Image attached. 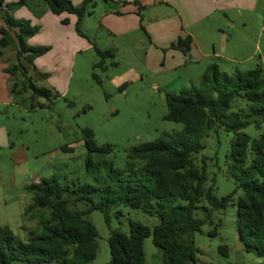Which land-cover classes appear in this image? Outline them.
<instances>
[{"label":"rangeland","instance_id":"obj_1","mask_svg":"<svg viewBox=\"0 0 264 264\" xmlns=\"http://www.w3.org/2000/svg\"><path fill=\"white\" fill-rule=\"evenodd\" d=\"M0 1V29L9 16L39 29L25 40L26 46L48 51L34 59L33 64L25 59L26 55L22 62L28 81L31 79L37 88L47 89L53 96L34 98L32 89L12 93L15 78L5 70L17 64L18 43L17 47L3 50L0 230L10 229L22 242L37 227L38 214L25 215L34 200V195L27 191L30 185L54 176L63 184L93 183V169L86 173V131L92 133L89 141L93 145L111 147V154L104 160L113 162L115 168H123L129 163L127 156L132 147L155 142L163 133L173 134L185 128L164 119L168 113L166 94L198 86L211 64L226 75L261 67L264 76V0L219 1L220 7L232 8L215 13L193 28L197 45L187 56L172 48L179 38L177 31L182 32V20L175 9L166 5L155 14L148 9L140 22L135 15H117L115 12L121 7L116 0H93L78 24L75 15H53L42 0H26L24 5H13L22 0ZM98 51L114 55L105 59L106 70L96 67L102 60ZM21 79L19 74L18 80ZM33 105L37 106L32 108ZM243 107L244 103L237 100L232 111ZM244 132L253 139L259 138L264 124L257 128L251 123ZM234 138L219 127L204 139V151L194 156L195 164L207 165L209 178L216 179L218 199L235 189L234 179L228 174ZM93 161L95 165L104 162L96 157ZM240 195L239 192L226 208L211 210L212 222L207 220L204 209L196 212V217L206 222L194 238L199 251L196 264H264V257L247 252L239 239L236 204ZM202 204L203 208H210L206 202ZM86 208L84 204L73 207L77 211ZM112 211V227L101 212L95 211L88 217L99 233L98 252L90 264L110 261L111 229L129 234L132 221L151 228L160 222L157 216L127 206H116ZM144 244L145 264H163L153 237L146 238ZM222 245L228 248L227 255L220 253Z\"/></svg>","mask_w":264,"mask_h":264},{"label":"trees","instance_id":"obj_2","mask_svg":"<svg viewBox=\"0 0 264 264\" xmlns=\"http://www.w3.org/2000/svg\"><path fill=\"white\" fill-rule=\"evenodd\" d=\"M42 1L55 16H77L78 24L93 2L85 0L75 6L71 0ZM24 4L26 0L13 5ZM38 31L28 21L7 17L6 26L0 29V55L18 43L17 64L5 70L15 78L12 93L32 89L34 98H51L49 90L39 89L31 79L28 81L22 62L26 55L25 59L33 64L34 59L48 51L26 46L25 40ZM193 43L192 37L187 36L179 38L172 48L187 56ZM98 52L102 60L96 67L106 70L105 59L113 58V54ZM219 69L213 63L198 86L166 94L168 113L164 119L185 128L173 134L163 133L155 142L132 147L127 156L129 163L123 168H115L113 162L104 160L111 154V147L93 145L89 141L92 133L86 131L84 139L89 149L86 173L93 169V183L63 184L54 176L30 185L27 191L34 195V200L25 215L37 213V227L25 242L17 240L10 229H1L0 264H90L98 252L99 233L89 215L101 212L111 226L112 209L121 205L157 216L160 222L151 228L132 221L129 234L111 229L108 240L111 258L107 264H145L144 241L151 236L155 247L161 250L163 264H196L199 251L194 238L206 224L196 217V212L204 209L207 220L212 222L211 210L226 208L239 192L236 204L239 239L247 252L264 257V133L253 139L244 132L251 123L257 128L264 124V76L261 67L246 72L236 70L232 75L222 74ZM237 100L244 107L232 111ZM219 127L235 136L228 156V174L234 179L235 189L222 199L215 196L216 179L209 178L207 165L198 167L194 162V156L206 147L204 139ZM94 157L104 162L95 165ZM137 161L142 165H136ZM204 202L210 208H203ZM79 204L88 208L73 209ZM219 251L228 254L226 246L222 245Z\"/></svg>","mask_w":264,"mask_h":264},{"label":"crops","instance_id":"obj_3","mask_svg":"<svg viewBox=\"0 0 264 264\" xmlns=\"http://www.w3.org/2000/svg\"><path fill=\"white\" fill-rule=\"evenodd\" d=\"M75 5L83 3L85 0H71ZM120 5L121 10L116 11L117 15L121 16L125 13L127 16L135 15L143 21V13L145 11H153L157 13V9L164 7V5L175 9L182 20L181 31H177L176 38H185L191 36L193 39V46L191 50L197 45L196 35L193 28L201 25L207 19L212 17L215 13L222 10H230L232 7L228 5L219 6L218 2L222 0H116ZM226 1V0H225ZM226 3H229L228 1ZM69 15V14H68ZM62 16V15H61ZM6 26V25H5ZM3 26V27H5ZM178 38V39H179ZM178 41V40H177ZM180 51V50H179ZM185 56V54H184ZM114 57V55H113Z\"/></svg>","mask_w":264,"mask_h":264},{"label":"built area","instance_id":"obj_4","mask_svg":"<svg viewBox=\"0 0 264 264\" xmlns=\"http://www.w3.org/2000/svg\"><path fill=\"white\" fill-rule=\"evenodd\" d=\"M121 1H123V0H121Z\"/></svg>","mask_w":264,"mask_h":264}]
</instances>
